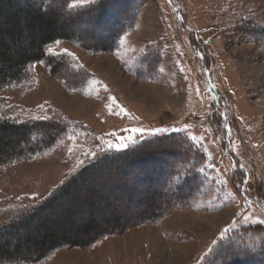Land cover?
<instances>
[{
  "label": "rangeland",
  "instance_id": "obj_1",
  "mask_svg": "<svg viewBox=\"0 0 264 264\" xmlns=\"http://www.w3.org/2000/svg\"><path fill=\"white\" fill-rule=\"evenodd\" d=\"M112 3L109 7L117 4L122 17L131 24L113 52L88 51L69 40L59 41L58 46L54 42L46 48V55L69 61V68L59 65L53 76L45 62L37 63L21 84L0 89V115L7 119L37 121L45 119L35 117L47 114L84 129L75 133L77 142L66 136L62 143L30 160L0 167V211L40 205L86 164L79 166L84 159L82 152L94 150L100 143L98 137L114 139L109 134L128 135L125 130L132 128L188 126L187 135H179L186 139L190 135L203 137L196 146L206 158L205 164L195 169L201 189L190 206L171 208L154 223L131 226L90 247L61 246L38 264H208L231 242L243 243L244 248L256 245L257 251L252 254L261 262L264 234L250 233L246 237L241 232L244 228L249 231L248 226H264L243 222L245 214L264 221V209L252 206L264 200V0ZM86 10L68 16L59 12V16L70 32L81 37L79 42L97 45L100 37L94 27L102 29V24L96 26V21H91L85 25L96 11L92 7ZM114 24L105 25V35L117 30ZM48 48L55 53L67 49L78 61L52 55ZM77 62L82 65L79 69L73 67ZM92 79L100 84L89 87ZM109 97H114L129 115L113 114ZM172 143L166 140L148 151L167 150V144ZM158 159L160 163L145 160L131 166L117 163L107 167L111 171L98 179L102 184L96 179L87 183L94 191L105 190L106 199L93 193L90 199L96 211L84 210L77 213L79 218L90 219V214H95L100 221L122 209L120 215L136 223L140 215L137 211L152 215L146 205L163 204L166 191L174 196L177 191L181 194V180L177 183L169 178L164 184L154 175L157 170L161 173V164L170 161L168 157ZM116 183L121 186L114 194L110 186ZM125 192L127 198L120 201ZM79 194L84 199L92 192ZM225 228L231 231L221 241ZM209 249L218 251L208 255Z\"/></svg>",
  "mask_w": 264,
  "mask_h": 264
},
{
  "label": "trees",
  "instance_id": "obj_2",
  "mask_svg": "<svg viewBox=\"0 0 264 264\" xmlns=\"http://www.w3.org/2000/svg\"><path fill=\"white\" fill-rule=\"evenodd\" d=\"M119 1L93 0L91 3L80 5L78 0H49L48 3L0 0V89L9 85L21 84L31 71V67L37 63L45 62L50 67V73L53 76L56 75L59 65L61 67L66 65L65 67L69 68V61L64 63L60 61L61 58H50L45 53L46 48L57 41H73L81 48L96 53L113 52L118 47L122 35L131 28L127 18L122 17L121 10L116 8L117 4L112 9L109 7L112 2L114 4ZM141 3L142 0H138V5ZM73 4H77V6L70 7ZM91 7L96 11L93 14L89 13L90 21L85 20V25L96 21V26L102 24L101 28L105 29L107 24H117V27L115 26L117 30H111V33L108 31L109 33L106 35L104 30L94 27V31L96 29V33L100 37V40L96 42L97 45L84 41L79 42L81 37L70 32V27L66 25L65 21L63 23L59 16V12L68 16L81 13L83 10L85 12ZM67 70L70 73L72 71L71 69ZM63 79L67 80L68 78ZM0 117H2L0 119V167L11 162L30 160L56 147L64 137L73 131L75 133L84 131L83 128L58 116L47 120L21 122L7 119L2 115ZM170 135L177 136L176 134ZM179 136L184 140V143L191 144L188 138ZM153 139L162 141L161 144L170 140L169 135ZM172 141V144H167V150L163 148L162 151H159L160 148L153 152L148 151L149 147L155 145L151 140H144L135 149L111 155L105 154L97 160L87 162L56 188L40 205H34L35 207L29 209H26L25 205L22 208L15 206L4 209L3 212L0 211V264H38L46 260L52 251L61 246L90 247L95 242L107 236L121 233L131 226L154 223L171 208L177 210L190 206L196 198V193L201 189L198 185L199 179H196L198 175L196 173L194 175V172L197 167L205 164L206 158L197 146L186 150L184 144L181 143L177 146L179 142ZM160 157L170 159L169 162L160 165L161 173L158 170L154 173L155 176H160L159 178L164 184L169 178L173 180L179 165L194 166L191 174L194 177L181 179L180 188H183L180 191L181 194L177 191L174 196L171 191H166L164 193L166 201L163 204L158 203V206H154L153 203L147 204V210L153 213L150 216H145V211V214L142 215L140 210H135L140 213L138 217L136 216V223H129V220L132 219H125L121 216L122 209L100 221L96 219L95 214H90V219L79 218L77 213H83L84 210L91 213L92 210L96 211L93 201L90 199V197L94 198L93 193L97 197H102L101 200L106 199L103 193L105 190L97 188L98 190L94 191L93 187H87L89 181L96 179L98 182L101 176L103 177L104 174L111 171L108 168L117 163L122 166H131L145 160H150L151 163H156V161L160 163L161 161L158 159ZM234 172L237 173V169ZM98 184L102 183L98 182ZM119 186L121 185L117 183L110 186L111 191H114L115 194V191L120 190ZM83 191L92 192V194H89L88 198L82 199L79 197V192ZM127 196L126 192L121 194L120 201ZM263 202L264 200L261 199L252 206L263 210ZM155 212L157 215L154 214ZM5 213L8 214L7 218ZM259 226H248L246 230L249 231H245L244 228L241 233L246 237L250 236V233L264 234V226L263 229H259ZM244 246L243 243H229L228 247L223 248L215 260L211 261V264H221L222 261L223 264H229V260L232 261V264H257L259 261L256 260L255 254L234 255L237 250L247 251L248 247L244 248ZM261 259L259 264H262L264 257Z\"/></svg>",
  "mask_w": 264,
  "mask_h": 264
},
{
  "label": "snow or ice",
  "instance_id": "obj_3",
  "mask_svg": "<svg viewBox=\"0 0 264 264\" xmlns=\"http://www.w3.org/2000/svg\"><path fill=\"white\" fill-rule=\"evenodd\" d=\"M85 0H78V3L82 4L84 3ZM169 3H171V0H169ZM77 4L70 5V7H76ZM57 46L59 45V41L56 42ZM48 53L52 55H61V56H68L72 57L73 61H78V58L75 57V54L72 53L71 51H68L67 49H63L61 53H55L53 48H48L47 49ZM35 65L32 66L34 68ZM73 67L79 69L82 67V65H79L78 62L73 64ZM163 71V69H161ZM89 87H95L100 84L99 81L92 79L88 81ZM12 87H15V85H12ZM104 91H108L106 86H103ZM72 91H75V89H71ZM197 93L199 94V89L197 88ZM109 100L111 101V105L113 106L111 108L113 114L119 115L120 113H124L125 115H129L126 110L117 104L116 99L114 97H109ZM43 109V106H41ZM119 109V112H116V109ZM36 119H51L50 116L45 114L43 117H35ZM131 118V117H130ZM2 119V117H0ZM12 120H16V117H10ZM187 128L188 126H184L182 128H176L173 127L171 129L167 128H156V129H145V128H132V129H126L125 131L128 132V135L120 136L117 135L116 133H111L109 134L111 137L114 139H104L98 137L97 139L100 141L99 144L95 145V149H88L86 151L82 152V156L84 159H81L79 161V166H83L87 162H91L93 160H97L100 157L105 156V154H113V153H120L124 152L129 149H135L137 145L141 144L144 140H151L153 145H159L163 143L162 141L155 140L153 138L155 137H162L165 135H169L170 140H175L178 141L179 144H184V148L186 150H191L193 146L200 145L203 142V137H198L195 135H190L187 138L192 142L191 144L184 143V140L179 136H171V133H185L187 135ZM227 134L230 135V129L227 130ZM67 139L71 140L73 142H77V137L75 132L73 131L72 133L67 135ZM61 143L63 141H60ZM69 151L71 152L72 149L70 148ZM194 167V166H192ZM192 167L188 165H179L176 170V175L173 177L174 182H179L184 176L186 175H191L192 174ZM204 169L201 168L199 169V172H203ZM247 179L244 180V183L247 184ZM32 199H35V197H32ZM32 207H35L34 205ZM27 209V206H26ZM243 222L244 223H249V222H255V223H260L264 224V221L262 220H254L253 217L250 215L245 214L243 216ZM232 227H235V222H233ZM231 231V228H225L220 236V240L224 241L227 237V233ZM262 252H264V248L260 249ZM218 250L216 249H209L208 255H213L217 252ZM257 251V246L256 245H249L247 251L240 252L239 250L234 252L235 256H241V255H248L249 253ZM208 264H211V261L208 262ZM223 264V261L221 262ZM229 264H232V261L229 260Z\"/></svg>",
  "mask_w": 264,
  "mask_h": 264
}]
</instances>
